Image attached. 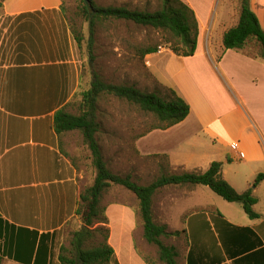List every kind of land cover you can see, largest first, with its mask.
Instances as JSON below:
<instances>
[{"label":"crops","instance_id":"crops-1","mask_svg":"<svg viewBox=\"0 0 264 264\" xmlns=\"http://www.w3.org/2000/svg\"><path fill=\"white\" fill-rule=\"evenodd\" d=\"M182 1L198 20L197 49L192 56H179L189 63L171 73L169 85L188 101L190 113L166 129L134 130L132 138L148 152L152 173L204 172L219 161L223 177L244 192L264 174V59L249 45L224 48L225 32L239 22L240 0ZM1 2L0 214L16 227L4 228L2 245L4 251H23L19 256L25 259L6 255L1 264H30L24 252L34 251V259L41 235L47 233L43 241L49 264H61L60 247L68 223L77 216L85 176L65 148L64 139L73 131L60 137L55 113L90 85L92 73L84 85L80 48L64 0ZM104 2L99 5L136 8L151 3ZM251 7L264 28V0H251ZM170 54V59L176 57ZM146 56L150 73L167 85L159 68L161 53ZM211 192L205 185H170L154 196L156 221L180 231L168 236L172 241L167 244L176 248L178 264H264V178L253 188L256 218L241 203ZM138 211V202L107 208L114 264H149L137 244L136 234L142 232Z\"/></svg>","mask_w":264,"mask_h":264},{"label":"trees","instance_id":"trees-1","mask_svg":"<svg viewBox=\"0 0 264 264\" xmlns=\"http://www.w3.org/2000/svg\"><path fill=\"white\" fill-rule=\"evenodd\" d=\"M81 1L83 5L80 8V13L90 19L91 37L88 41L90 59H95L91 49L94 42V24L97 18L126 20L137 25L160 29L170 34L171 38L167 40V46L177 56H192L196 52L199 35L198 20L194 10L182 0H162L161 8L154 11L132 9L125 6L102 7L91 0L95 10L93 18H90V11L84 0ZM1 7L2 2L0 3ZM73 31L80 48L83 34L77 32L74 27ZM251 40L256 41L258 45L257 51L252 53L256 57L264 59V28L251 7V0H240L239 22L225 32L223 45L225 49H242L248 46ZM158 50L157 45L148 46L140 49V54L145 57L148 54L158 52ZM102 94H110L125 99L139 106L143 111L155 114L160 123L154 126V129L169 128L183 121L190 113V104L175 89L170 88L169 95L163 97L157 92L144 91L135 85L106 82L97 72L93 73L90 85L75 95V97H80L78 101L79 113H73L69 110L73 101L55 113L54 128L57 134L61 137L65 132L79 130L83 135L85 144L91 151L92 164L96 169L93 184L85 186L80 193L76 215L81 216L83 224L73 233L70 246L67 247L66 244H63L60 247L59 259L61 264H111L114 248L109 243V229L100 228L104 234L100 244L94 247H87V244L93 238L94 226L98 223L106 224L109 222L108 216L105 215L106 209L101 205V200L103 194L113 184L125 187L138 198V214L143 223V237L149 244L158 247L159 258L165 264H178V252L174 246L167 245L163 238L179 234L180 231H169L166 224H160L155 219L153 199L162 188L170 185H205L223 199L241 203L251 218L259 216L254 210L258 198L254 195L253 188L263 180L264 174H260L256 178L252 187L244 192H238L223 177L222 163L219 161L213 162L204 172L166 173L147 185L139 184L133 180L131 174L121 175L113 172L104 158L96 136L101 130V123L97 118V103ZM74 160L77 161L76 158ZM5 227L16 228L15 225L5 221L0 214V264L6 255L18 261L25 260L21 258L23 251H4L2 241ZM48 235V233L41 235L39 248L34 259H32L34 251L24 252L29 253L28 262L30 264H49L50 251H48L46 242L43 241ZM34 242L36 243V241ZM41 244L44 245V251H41L43 249ZM19 252L21 256H19ZM146 260L149 264L154 263L148 258Z\"/></svg>","mask_w":264,"mask_h":264},{"label":"rangeland","instance_id":"rangeland-1","mask_svg":"<svg viewBox=\"0 0 264 264\" xmlns=\"http://www.w3.org/2000/svg\"><path fill=\"white\" fill-rule=\"evenodd\" d=\"M150 1V5H140L132 9L154 11L161 8L162 0ZM94 2L97 5L105 3L104 0H94ZM82 5L81 0H64L65 13L72 31L74 27L77 32L83 34L80 56L85 76L84 85L88 84L87 79L90 74L92 73L93 78V73L97 72L106 82L135 85L144 91L157 92L161 96L167 97L170 88L174 89V86L169 85L172 82L171 73L177 71L183 64L189 63L177 55L176 57L173 56L175 58L170 59V51L172 50L167 46V40L171 38L170 34L160 29L137 25L126 20L97 18L94 24V42L91 49L95 57L93 60L89 57L90 48L88 45L91 37L90 19L81 15L80 8ZM171 41L173 42L174 40L172 39ZM153 45H157L158 51L161 53L163 64L161 63L159 68L164 82H168L167 85L160 82L150 73L148 66L150 59L147 56L142 57L140 54V49ZM166 48L167 50H165ZM248 49L255 53L258 49L256 41L251 40ZM156 60L157 58H155ZM79 98L74 97L72 105L69 107V110L73 113H79ZM97 105V118L101 123V130L96 136L104 158L113 172L121 175L131 174L133 180L139 184L146 185L162 174L167 173L164 172L160 175L152 173L148 152L142 149L141 146L138 147L132 138L134 130L147 132L160 123L155 114L143 111L139 106L110 94H102ZM64 141L66 150L76 157L83 167L85 186L93 184L96 169L92 164L91 151L85 144L82 133L79 130L70 132L69 137L65 138ZM211 193L214 197L222 200L217 194ZM117 202L135 204L139 203V200L134 193L125 187L113 184L103 194L101 200L102 207L106 209L105 215L108 216V206ZM156 211L159 217L162 212L158 205L156 206ZM82 224L81 216L79 215L68 223L63 244H66L67 247L70 246L73 233ZM138 225L142 227L141 236L138 237L136 234L139 249L144 251L154 264H165L159 258L158 247L149 244L143 237V223L139 215ZM170 226L178 228L179 225L173 223ZM101 227H106L110 230V220L106 224L98 223L94 226L93 238L87 244V247L97 246L103 241L104 234L100 230ZM139 232L140 230H137L138 234ZM163 240L166 244L172 241L168 236L164 237ZM111 264L114 263L111 262Z\"/></svg>","mask_w":264,"mask_h":264},{"label":"water","instance_id":"water-1","mask_svg":"<svg viewBox=\"0 0 264 264\" xmlns=\"http://www.w3.org/2000/svg\"><path fill=\"white\" fill-rule=\"evenodd\" d=\"M88 10L90 11V18L93 17V15L95 14V10H94V7H93V4L91 2V0H84ZM0 3H1V0H0Z\"/></svg>","mask_w":264,"mask_h":264},{"label":"built area","instance_id":"built-area-1","mask_svg":"<svg viewBox=\"0 0 264 264\" xmlns=\"http://www.w3.org/2000/svg\"><path fill=\"white\" fill-rule=\"evenodd\" d=\"M232 146H233V147H236V146H237V144H232ZM242 156H244V155L242 154Z\"/></svg>","mask_w":264,"mask_h":264}]
</instances>
